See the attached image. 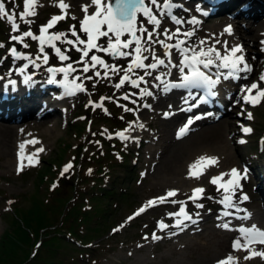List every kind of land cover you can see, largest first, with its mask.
Wrapping results in <instances>:
<instances>
[{"label": "rangeland", "instance_id": "374dc122", "mask_svg": "<svg viewBox=\"0 0 264 264\" xmlns=\"http://www.w3.org/2000/svg\"><path fill=\"white\" fill-rule=\"evenodd\" d=\"M7 1L8 4H4L6 14H0V44L4 45L3 47H0V62L2 63V61H6L8 64H10V60L13 58L10 49L15 45L17 50L22 55L28 54L32 56L35 59V62L43 63L45 67H66L68 63H72L73 67H75L77 71L74 73L69 72V80L71 81L79 77L78 80L87 86V92L82 93L68 102L70 106V116L68 114L69 118L66 117V119H63V117L61 119L57 118L59 124L54 128L53 136L46 137L42 135V143L46 146L48 145V148L43 152L41 160H39L35 166L29 164V166L27 165L21 170L7 173L0 170V199L5 210V215L8 216L10 213H12L11 210L16 208L18 205V208L26 213L33 207V197L38 198L40 196L42 205L44 207H53V209L50 210V215H53L56 219V222L61 223L62 225L72 224L73 226L83 228V231L86 230L88 233H93L99 226V222L103 221L102 224H104L102 227L104 229L98 231L100 235H91V238H87L90 242L89 246L87 245L86 241L79 239L76 236V229L73 232L70 231V229L66 230V232L73 237L75 245H79V248L76 246L72 247L70 244L65 242H57L55 244V249H52L47 253L48 256L53 257L58 261L66 260L64 263H57V261H55L57 264H84L87 261L86 254L91 252V248L95 251L90 255V259L93 258L95 262L91 263L90 261L88 264H141V262H137V258L141 255L140 251L145 252L147 258H150L151 264H168L169 261L173 260V257L175 256L171 254L172 250L170 251L169 249H165L167 244H160L162 238L157 230L159 229V223L161 221H163L164 224H167L166 221L169 219L170 214H177V202L175 204L170 201L167 206L161 208L162 201L154 200L155 202H153V205H151L153 207L146 206V210L141 212V214H134L135 212L137 213V211L140 213V209L144 204L143 196L148 195L150 191H152V194H154L153 196L158 198H162L165 192V189L162 190V188H159L158 190L150 184V179L147 177L149 173L146 171V168L143 165L144 153L139 154L140 151H142V147H139L137 142L130 144L131 142L129 140L123 143L118 149H116V146L108 148V140L100 142L89 141L94 133L96 136L98 135V133L94 132V130H98L100 126H106L105 124L110 125L107 119H103V121H101L102 118L106 117L107 112L108 115H111L118 110L123 112V119L120 120L124 122V125L122 127L115 126V131H119L120 129L123 130L122 132H124V134L130 132L132 125L136 121L137 112H134L135 109L132 107V98L130 97L129 99L125 100L123 97L125 94L129 95L130 92L136 89L138 90L139 88H137L135 85H132L130 82H126L124 86L122 85L120 87L121 91H118L116 94H114L113 84L118 82L117 79L122 74L124 75L122 71L116 73L109 71V75L105 77L104 72L108 71V69L97 65L96 69H92L90 67L89 72L85 74L82 72L83 64L76 63L80 59L82 53H78L75 50L66 51L65 54L70 56V60L66 62H60L58 61V56L53 53V49L48 46H45V48L46 52L50 56V59L49 63L45 64L43 62L44 54L39 52V41H37V45L31 37H25L24 43H26L28 47L24 48L19 42L15 41L16 43H14L13 40L10 39L11 36L22 35V33L25 31H32L33 34L40 35V26L46 25L53 18L52 15L61 13L62 9H59L58 6H60L61 3L64 4V2L69 4L71 7L69 9L65 8L66 10L64 9L67 12L65 19L59 21L54 26V28L49 29L48 34L67 33L68 38L75 39V37L71 35V29L74 28L75 31L81 35V38L86 39V36L81 31V22L87 15L95 13L96 10L93 7L88 8L87 12H85L83 10V6L86 4L81 0H35V3L29 8V11H34L35 14H30L24 19H21L19 14L25 11V0ZM13 13L15 14V23L19 25L16 31H13V22H8L7 20V15H11ZM186 14L189 16L188 13ZM177 16H180L179 18L183 21V24H186L189 21L186 20L187 18H183L181 15ZM227 20V16L221 17L220 25H222L225 21L227 22ZM213 22L214 21L212 18H208L204 20L203 24L205 26H210ZM145 24H147V20ZM235 24L238 25L242 34H248L247 30L252 34L255 32L254 19H252V21L248 18L239 19ZM186 27V30L194 28L188 26ZM256 34L255 38L257 41L258 36L262 35L263 33H258L257 37ZM196 35H198V33H196ZM196 35H193V38L196 40L191 41L190 45L192 47L194 46L198 48L201 40L197 39ZM124 38L126 37H122V39ZM128 39H130V36ZM166 40L169 43L172 39L166 38ZM55 43L57 46L61 47L62 51L68 47L59 41ZM97 43L104 44L106 46L107 38L101 37ZM256 43L257 42H255V44ZM253 49L254 50H248V53L251 52L249 54L252 57H254L253 53L258 50L254 47ZM123 51L128 50L123 49ZM96 53L102 55L105 58L106 64L114 65L120 69H126L127 65L131 63V56L124 58L120 55H111L109 53L97 51L96 49L92 50L89 53V57L85 59H90L91 55H96ZM145 53L148 54V52ZM37 57L40 58L36 59ZM258 69L259 70L254 72L251 78L258 79L255 81L259 83V77L264 75L263 71L261 70V64L258 65ZM97 70L101 72V76L99 77L95 76V71ZM54 73L57 75L54 76L56 79L61 81L64 80V73H60L58 71ZM129 74L131 75V79H136L135 69ZM86 76H92L93 79L88 80L85 78ZM78 80L77 82H79ZM245 83L246 87H248L249 81ZM262 83L264 84V81H262ZM259 86L261 85L259 84ZM245 89L242 90L241 88L237 87V91L241 92L242 95L246 94ZM109 95H111L115 100L116 95H118L117 98H120V101L124 107L118 109L116 104L108 103L109 101L104 100V97ZM119 95L123 96L119 97ZM237 97H240V94ZM100 103H102L104 106L101 107V105L100 107H95ZM246 107L247 106L245 103L241 102L238 106L232 108L233 111L224 116V118H230L234 122L227 131V136L231 141L230 143L232 145L233 152L235 153L234 159L237 161L236 164L233 165L232 169L236 167L241 168V166L243 167L242 163H245L250 167L246 172V178L240 181L241 189L240 193H238V195L246 194L248 196V200L239 201L238 207L241 209V211L238 212L237 209H235L233 212L239 214L240 212H245L244 210H246L250 212L256 211L257 213L264 215L262 213V200H260V194L255 193L256 184H261V182L264 180V153L258 150V148L264 149V99H262V101H260V103L256 104L255 106H250V111L247 113L243 112L244 110H247ZM126 108L133 110L126 111ZM165 110L168 109H163V111ZM241 113H243V115H241ZM249 113L251 114V118L248 116ZM205 122H207V120H205ZM236 122H238L237 125ZM204 123L199 124L198 130L196 129L188 136V138L191 137L195 132H198L201 127L208 125H204ZM174 126L175 124L171 128L172 134L174 133ZM243 126H251V129L253 130L252 133L246 137V143H241L239 141V138L241 137V127ZM152 128L153 127H150V129ZM111 130H113V128H111ZM80 131L81 134L83 133L81 138L78 135ZM24 141L25 139L22 140V142ZM111 142L112 140L109 143ZM81 144H84V152L79 157L81 169L91 162V160L88 159V155L95 149L100 150L102 152L101 154L106 152L108 155H113L114 159L108 160L106 163V165L109 167V177L105 178V181L102 183V185L105 184L108 186V190H118L119 194L106 192L104 188L100 189V187H104L102 185L96 186L95 188H89L91 177L97 176L99 173H96V169L87 167L86 168L91 171L89 174L80 175L75 171L74 179L75 182H79L81 178V185L82 188L86 190L87 200L89 201L90 205H87L84 202L80 195L81 193L78 192L80 187H78V190H76L75 187L73 191L72 189L68 188L67 194L62 196L60 193H56L55 195L49 193L47 191L48 184H46L44 188V184L41 185L42 182L38 183V174H42L47 170V172L50 173L53 168H57L60 161L63 162L66 160V162H73L76 153L74 147ZM117 145L120 146L119 144ZM40 146L37 147L36 150L40 148ZM97 150H95V154L99 152ZM120 154L123 156L126 155V158L123 156L119 157ZM3 160L4 158L0 157V162ZM103 161H105V158ZM140 161L141 164H138ZM245 171L246 170H244V172ZM59 172H63L60 166L59 169H57V172H52L49 174V176L57 179L59 184H63L65 182V178L61 177ZM68 175H71V172H68ZM42 189L43 193H41ZM222 192V189L219 192L212 189L207 191L204 196L200 197L202 198L201 201L204 203V206L201 209L194 208V211L198 214L201 213V217H208L211 214V211L223 208L219 202ZM96 193L101 194V197H98ZM72 194H77V196L69 200V195ZM187 195L189 194H184V197ZM165 200H169V198H165ZM59 202L60 205H58ZM55 208H58L56 212H54ZM222 211L227 212L224 211V208ZM95 213L97 215H94ZM215 213L217 212H213L212 215ZM106 215L107 217L105 218ZM210 225L211 224H207L205 227H211ZM115 226L116 228L110 231V229ZM6 228H8L7 222L2 221L0 217V239ZM204 229L206 228H202L201 230L197 228V230H199L198 232H202ZM154 236H158L160 238L156 239ZM43 237L45 238V236ZM192 237H195V244L187 247L189 249L185 248L181 250V252H183L186 257L187 262L189 263L200 260L202 264H213L215 260H218V258L226 257L228 255H233L231 257H234L238 250L232 244L225 242H223L221 248L217 250L215 245L212 243L209 244L208 248L210 251L212 250L213 253L211 256H207L204 253V248L202 246L200 247L202 243H207L206 238L201 234H195V236ZM257 255L260 256H258L256 260L250 264H264V255H261V251L258 252Z\"/></svg>", "mask_w": 264, "mask_h": 264}, {"label": "bare ground", "instance_id": "6f19581e", "mask_svg": "<svg viewBox=\"0 0 264 264\" xmlns=\"http://www.w3.org/2000/svg\"><path fill=\"white\" fill-rule=\"evenodd\" d=\"M81 1L84 2L88 8L94 7L97 9L98 7L93 3V0ZM106 1L108 2V0H102V4ZM247 1H250L254 5L253 8L259 9V12L253 10V14L248 18L250 20L254 19V34L248 30V34H242L238 25H234L233 23L228 24V22H223L224 25H220L221 23L216 22V20L210 26H205L203 24L204 20L196 21V23H192L193 20H189L186 24H179L182 29H186V26L195 28V31L192 32L191 36L183 39L186 41L184 47L195 48L197 51H199L200 48L206 50L207 48L212 47L220 51L223 55L226 51H230L233 47L242 46V53L245 56V59H248V63L253 62V59L248 54V50H254L253 47L258 49L257 43L255 44L256 33H263L262 38H264V17L257 20L258 16L264 12V0ZM260 1L263 3L261 4ZM64 4L67 5V9L71 7L65 2ZM175 13L176 15H181L183 18H187L188 16L185 12L179 10H175ZM145 19L146 18H143V20ZM148 27L150 30L151 26ZM229 28H231L230 32L227 31ZM165 30L166 29L164 28V31ZM170 30L172 33L173 28L170 27ZM158 31L159 35H154L153 39H161L165 43H153L151 45L152 51L148 52V59L144 62L146 64L151 62L154 54L155 56L163 57L166 63L165 65L159 66L157 69H147L148 72L152 73L151 76L145 75V69L141 70V74L145 78V86L153 93L151 96L143 95V99L151 102L152 104L150 109H140L137 112V120L133 129L130 130L127 136L129 139L141 142L144 141V149L139 154L144 153L143 165L149 173L147 177L150 179V184L158 190L159 188H162V190L165 189L162 197L164 198L163 200H165V198H169V200H171L172 198L177 197L180 199L183 198L182 196H184V194L201 196L208 190L218 187V184H213L211 182L213 177L219 176L221 173L230 174L233 165L237 162L236 159H234L235 153L233 152L232 145L230 143L231 141L227 136V131L234 122L230 118H224L223 116V119L221 118L222 120L213 121L210 124L201 127L198 132H195L189 138L184 137L177 139L175 134H172L171 128L174 125V121L181 117V114L177 112V99L172 98L168 102L159 99L162 84L161 81L156 80L155 77L163 74L162 80L166 78L173 80L178 79L180 76L178 68L175 67L172 69L170 65L171 63H179L183 57L181 55L177 57L176 53L180 51L174 49H171V54L169 55V50L165 47L166 39L163 36L161 27H159ZM196 33H198V35H196ZM193 35H196L197 39L204 41L203 44H199L198 48L190 45L191 41L196 40L193 38ZM143 46L147 47V45ZM127 50L132 51L131 48ZM257 51L263 52L264 50L258 49ZM189 55H191V53H189ZM237 55H240V53H237ZM131 57H133L132 60L135 59L134 55ZM252 64H254V62ZM187 71H189V69L185 68V72ZM214 71L215 69H213V72ZM240 74L241 78L239 81H244L245 73ZM246 74H250V72ZM17 81V83H19L21 80L18 79ZM22 81H24L22 84L25 85L26 81ZM29 84L32 87L31 83ZM157 84H160V87H157ZM250 85L251 83H249L248 87ZM237 87L239 88L237 84L232 82L231 78L227 80L222 79L221 83L215 88L216 95L214 98L216 99V102L214 105L217 107V111L213 113V116H207L205 120H212L214 116L219 113H224L226 116L232 111L231 109H228L225 102L226 100H229L232 95L238 96L240 94V96H242V93L237 91ZM24 93L27 95V92ZM245 95H248V93L246 92ZM35 99L27 101L25 105H23L25 110H21L20 113L18 110L17 112H12L14 116H5L0 114V157L4 158V160L0 162V170L5 173L11 171L15 172L27 166L30 163V160H32V156H38L41 158L43 152L48 148V145L46 146L42 143V135L46 137L53 136L54 128L59 124L57 118L61 119L63 117L66 119L65 117H68L70 107L68 102L70 101V97H63V103H61L58 107L48 105V112L41 116H37L35 112H32ZM45 99L46 103H52V96L48 95H40V97L36 99V102H42ZM63 107H65V109ZM165 108H169L167 112L172 114V117H170L169 120H165L161 117V114L163 113L162 110ZM8 120H11L14 123L6 122ZM151 123L154 127L153 130L149 132L146 130V127H150ZM141 125H143V127H141ZM23 139H25L24 142H22ZM21 145H23V148ZM39 146L40 148L36 150ZM202 157L216 158V160H201ZM138 164H141V161ZM235 169L240 170L238 167ZM229 178L230 175H226L222 177L219 183H225V181ZM198 188L204 189V192L196 193L195 189ZM170 191L175 192V195L168 196L167 194ZM153 195L152 191H150L148 195L143 196L144 204L142 207L151 206L149 205L150 201H161L160 198ZM249 213L251 215L248 218H240L239 220L222 218L215 213L214 215L208 217L200 216L197 220H194L191 223H185L182 221L179 226H177L175 221L174 224L169 225L164 229H160L159 232L165 235V237H162L164 238V244H167L165 249H169L170 251L172 250L171 254L175 256L168 264H202L200 260L192 261L190 263L187 262L185 255L181 252L182 249L195 244V237L189 236L191 234L189 231L195 227L206 228L202 232L196 233V235L201 234L206 238L207 243H202L200 247L202 246L204 248V253L207 256H211L213 253L212 250L210 251L208 248L209 244L212 243L215 245L217 250L221 248L223 242L233 245L237 238H240L241 244H244L245 241L242 234L239 232L240 228L238 227L250 228L255 225L258 229L264 230L263 215L260 213ZM247 214L248 213L244 214L242 217ZM224 221H227L229 224L228 228L231 229H224L220 226ZM207 224L217 225H214V227H205ZM256 239L259 240L258 238ZM235 248L238 249L237 253L227 264H250L257 258L254 255L252 256L250 252L262 251V253H264V243L260 242L252 241L244 247L240 248L237 246ZM140 253L141 255L137 258V262H141V264H151L150 258H147L145 252L140 251ZM249 253L250 256H247Z\"/></svg>", "mask_w": 264, "mask_h": 264}, {"label": "snow or ice", "instance_id": "6c2138e0", "mask_svg": "<svg viewBox=\"0 0 264 264\" xmlns=\"http://www.w3.org/2000/svg\"><path fill=\"white\" fill-rule=\"evenodd\" d=\"M35 0H25V11L21 12L19 15L21 19H24L28 15H34V11H29L30 5L34 4ZM93 3L97 5V11L92 15H87L85 19L81 22V31L86 36L85 38H81V35L75 31L74 28L71 29V35L75 37V39L68 38L67 33H49V29L54 28V26L65 19V16L58 15L54 16L46 25L40 26V35L33 34L32 31H25L22 35H13L10 37L11 40L19 42L23 45L24 48H27L28 45L24 43L25 37H31L34 41H39V52L43 53V62L45 64L49 63L50 56L46 52L45 46L51 47L53 49V53L58 56V61L66 62L70 60V56L66 55V51L75 50L78 53H82L80 59L76 63H82L83 73H88L90 67L92 69H96L97 65L102 68L108 69V71L104 72V76L107 77L109 75V71L112 73L122 71L124 73L123 77L119 80V82L115 85L116 88H120L125 84L126 80L130 82L132 85H135L139 88V82L144 81V76H139L138 79H131L129 76L130 72H133L134 69H145V75L151 76L152 73L148 72L147 69H157L161 65H165L166 61L162 58H159L153 54L152 59L155 62L145 63L144 61L148 59L147 56H144L143 53L152 51L151 45L153 43L164 44L163 40H154V35H159V26L162 23V17L170 14V9L175 6L174 0H164V4L161 5L159 0H115V4L108 0L106 4H102V0H93ZM60 7L62 9L67 8V5L61 3ZM153 8L160 9L159 16L153 11ZM88 6H83V10L87 12ZM0 14L5 13V5L0 2ZM15 14L8 16V19L13 20L12 28L13 31H16L19 27L18 24L14 21ZM142 16L147 19V25L151 26L152 30H149V27L146 26L143 22L138 23L139 17ZM170 18L177 24L183 23L181 19L176 17L175 15H171ZM27 22V21H26ZM192 23H196L195 20ZM107 26L106 30H104V26ZM227 31H231V28L227 29ZM147 33V38L145 39L144 34ZM47 34V35H45ZM125 35L130 36V39H122ZM164 35L168 36V31H164ZM192 35V32H181L179 28L176 29V32L169 36V39L175 37L176 43L174 45H167L165 47L169 50V55L171 54V49L176 48L179 49L181 56L183 57L177 64H171L172 67L178 68L180 73V77L178 82L176 83H165L162 80L163 74L160 76H156L155 79L161 81L164 84V91H170L172 89H188L187 98L184 100L185 104H189L191 100L196 97L193 95L192 89H206L208 95L215 96L216 91L215 88L221 83L222 79L227 80L229 78L240 79V73H248L251 72V67L245 59V56L242 53V46L233 47L230 51H226L225 54H221L220 51L215 48H207L206 50L200 48L197 51L195 48L184 47L186 41L180 39L181 36L189 37ZM101 37L107 38L106 46L104 44H98L97 41ZM63 38V39H62ZM61 42L63 45L68 47L62 51L60 46H57L55 42ZM201 44L204 41L200 42ZM133 45H135L133 47ZM143 45H147L144 47ZM3 44H0V47H3ZM132 49V51H123V49ZM96 49L100 52L109 53L111 55H120L122 57L135 56V59L132 60L131 63L127 65L126 69H120L115 67L114 65L106 64L105 60L102 59L98 55H91L90 59H85L89 57V53ZM11 55L16 57L17 59L21 58L22 54L17 50L14 45L10 49ZM191 53V55H189ZM240 53V55H237ZM28 58V57H25ZM37 57L36 59H39ZM29 59V63L34 64L36 67H40L39 64H36L35 60ZM28 65H24V68L19 69V71L23 72ZM185 68H188L189 71L185 72ZM213 69L215 71L213 72ZM226 70V71H221ZM49 72H60L64 73L63 83L70 85L73 91H84L85 88L82 84L77 83L79 77L76 80H69V72H76L77 69L73 67L72 63H68L66 67H58V68H49ZM211 73V74H210ZM95 76H101V72L99 70L95 71ZM88 80H92V76L85 77ZM27 81V77L25 78ZM260 81H264V75L259 77ZM55 82V80L50 81ZM14 83V82H13ZM160 87V84L156 85ZM256 90V95L253 96L252 92ZM245 91L248 95L242 97L243 100L249 101L252 104H257L261 99H264V88H260L258 83H251L249 87H246ZM141 95L151 96L153 93L148 89H141ZM129 95L125 94L123 99H129ZM203 102V101H202ZM239 103V101H237ZM146 107L148 105H145ZM198 105L195 103L190 104V108L197 107ZM126 111H132L133 109H125ZM243 115V113H241ZM249 118H251V114H248ZM193 119H201V116H195L194 118H190L185 125V128L181 129V134L186 130L188 125L193 122ZM143 127V125H141ZM243 131L245 133H251L253 130L250 127H244ZM122 139H129L128 136L124 134V132L117 133ZM243 142V141H241ZM23 148V145H21ZM201 160H210L215 161L216 158H206L202 157ZM72 167L69 164L64 169V173L68 172V170ZM64 173H61L63 175ZM230 175V178L225 183H219L222 177ZM247 176L246 172L242 173L238 169H231L229 173H221L219 176H215L212 179L213 184H218L217 191L219 192L221 189L223 192L221 193L220 203L227 205L228 207H234L237 211H241L238 207L239 201L248 200V196L238 195L241 189L240 181L245 179ZM196 193H203L204 189L198 188L195 189ZM168 196L175 195V192L170 191ZM163 202L164 198H160ZM235 201V202H234ZM176 203V201H172ZM153 202L150 201L149 205H152ZM199 208L203 207V204L196 205ZM145 211V208H141L140 212ZM182 213L185 211L184 208L180 210ZM246 212V210H244ZM139 214V213H138ZM197 215H199L197 213ZM224 215H231V213L225 212ZM251 214L248 213L246 216L241 217L242 219H246ZM184 219L191 220L192 217L189 215H185ZM177 226H179L182 221L177 220ZM161 228H166L168 225L164 224L163 221L160 222ZM224 228H228L229 224L225 223L222 225ZM239 232L242 234V237L245 242H252V240L258 238L260 243H264V230L258 229L255 225L248 227H241ZM154 238L159 239L160 237L154 236ZM241 245V239L237 238L234 241L233 246L237 247ZM256 254V253H253ZM264 255V253H261ZM233 258L229 256L227 260H232ZM218 264H226L225 261H220Z\"/></svg>", "mask_w": 264, "mask_h": 264}, {"label": "trees", "instance_id": "16d2710c", "mask_svg": "<svg viewBox=\"0 0 264 264\" xmlns=\"http://www.w3.org/2000/svg\"><path fill=\"white\" fill-rule=\"evenodd\" d=\"M101 166L96 170V173H101ZM100 179L101 176L91 177V180H95L93 185L97 184ZM93 185L89 188H93ZM82 190L80 184V192ZM57 191L62 190L58 189ZM40 198L33 197V207L26 213L20 209L18 212H14L12 218H9L10 229L8 228L0 239V264H57L66 261H58L48 256L47 253L55 249L57 242L67 243L63 238L65 230L70 229L73 232L76 226L57 223L54 216L50 215V210L53 207H44ZM58 205H60V202ZM57 210L58 208H55L54 212ZM53 226L56 227L52 229ZM42 236H46V238L42 240Z\"/></svg>", "mask_w": 264, "mask_h": 264}]
</instances>
